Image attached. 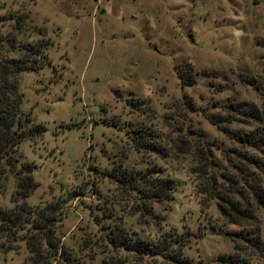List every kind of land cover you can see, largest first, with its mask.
I'll use <instances>...</instances> for the list:
<instances>
[{
  "label": "rangeland",
  "instance_id": "rangeland-1",
  "mask_svg": "<svg viewBox=\"0 0 264 264\" xmlns=\"http://www.w3.org/2000/svg\"><path fill=\"white\" fill-rule=\"evenodd\" d=\"M14 58L45 132L1 163L0 212L28 224L0 220V264H175L124 246L162 238L188 264H264V145L242 142L264 139V0H0ZM146 176L173 196L147 200Z\"/></svg>",
  "mask_w": 264,
  "mask_h": 264
},
{
  "label": "trees",
  "instance_id": "trees-1",
  "mask_svg": "<svg viewBox=\"0 0 264 264\" xmlns=\"http://www.w3.org/2000/svg\"><path fill=\"white\" fill-rule=\"evenodd\" d=\"M30 49L31 47L25 48ZM13 69L12 73L10 69H7L6 65L0 64V167L1 163L4 159L10 158L12 154L16 153L19 145L28 138H32L34 133L45 132L42 126L36 125L35 127L32 125L33 120L30 115H23L21 113V105L23 103L22 94L19 93V89L17 83L13 79L9 78L8 75L15 76L18 73L26 71L27 68H24L25 65L28 64L29 60L27 59H19L15 61L13 59ZM11 63V66H12ZM232 109L240 114L244 113L247 115L254 116V113L251 109H248L244 106V103L239 106H232ZM241 140V137L238 136ZM243 140V141H242ZM242 142L246 143L249 146L261 147L264 145V139L259 138L255 135H248V137H242ZM254 164L256 161H253ZM26 175L22 177V173H18L17 176H21L19 179V197L26 199L34 188L37 186L32 176L29 175L30 172L33 171V166L26 163ZM145 176L140 180H144ZM150 177L146 176V181L149 183L148 185V193L146 195L147 200L158 199V200H167L173 196V184L169 179H157L148 181L147 179ZM203 192H207L206 187H201ZM257 199L264 203V195L258 193ZM220 211L223 214H226L227 208L224 207L223 203H219ZM233 209H236V212H240V210L234 206ZM0 220L8 221L14 227H19L21 222L25 225L28 222L21 221L17 217L8 215V213L0 212ZM232 223H237V220L231 221ZM237 235V234H236ZM173 239L162 238L161 242L158 244H152L150 241L143 240H133L130 239L128 242H124V246L130 250L135 251L140 255H148V256H163L169 258L170 261L175 264H188L184 257L183 247L186 243L178 244L173 243ZM249 240V239H248ZM59 247H56V251ZM55 251V252H56ZM36 254V251H33ZM54 254V253H53ZM57 254V253H56ZM220 262L222 263H230V264H249L238 257H233L230 255L229 259L226 260L224 257H220Z\"/></svg>",
  "mask_w": 264,
  "mask_h": 264
}]
</instances>
